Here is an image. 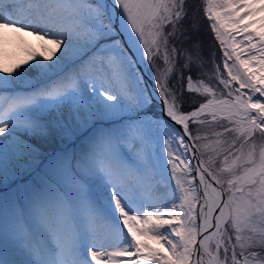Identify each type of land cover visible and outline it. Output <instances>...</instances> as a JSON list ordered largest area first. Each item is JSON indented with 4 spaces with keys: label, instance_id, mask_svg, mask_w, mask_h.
Returning <instances> with one entry per match:
<instances>
[{
    "label": "snow or ice",
    "instance_id": "obj_1",
    "mask_svg": "<svg viewBox=\"0 0 264 264\" xmlns=\"http://www.w3.org/2000/svg\"><path fill=\"white\" fill-rule=\"evenodd\" d=\"M185 4L0 0V30L40 49L0 64V186L30 177L0 193V264H264V17L253 19L264 0H203L223 69L213 53L203 72L194 45L178 97L168 80L180 53L169 42ZM141 64L153 66L159 118ZM201 89L211 98L182 112L183 92ZM189 122L223 130L201 145ZM201 148L216 156L201 159Z\"/></svg>",
    "mask_w": 264,
    "mask_h": 264
},
{
    "label": "rangeland",
    "instance_id": "obj_2",
    "mask_svg": "<svg viewBox=\"0 0 264 264\" xmlns=\"http://www.w3.org/2000/svg\"><path fill=\"white\" fill-rule=\"evenodd\" d=\"M185 10L187 12V15L184 17L182 21L179 22L177 25L178 31L176 33V37L170 38L169 42V51H171V48L173 45L177 48L178 52L180 53L175 61V67L174 71L172 74L169 76L168 80V85L170 90H174L177 94V96H180L182 84L179 79V74L180 71L183 68V61L186 55L188 54L189 51L193 52V55H195V49L194 45L199 44L200 45V52L202 53V60L204 61V66L202 71L207 72L211 74L212 71V58H213V53L215 54V61L217 64H219L221 70L223 69V64H222V51L219 45V42L215 40V35L212 33L211 28H210V22L207 20V17L203 13V0H186L185 4ZM172 28L171 25H168L166 28V31H170ZM251 31V29H249ZM237 39H240L238 36ZM26 57H19L17 56L16 58H4L3 56H0V64L7 65L11 67L14 64H17L24 60ZM156 63L163 68V62L162 59H157ZM231 63V61L229 62ZM255 71L256 69H252ZM149 71L152 73V77H154L155 73L153 72V66L149 65ZM138 76H140L137 73ZM193 75L194 77L198 76V70L196 69L195 66H193ZM224 76L226 78L227 73H224ZM210 86L213 87L214 90L217 92V98H224L226 97V93H223V86H220L217 84V81L215 79L209 80L207 76L202 77ZM145 86V84L143 85ZM236 85L233 84V87ZM247 91V90H243ZM203 89H201V93H188L187 91L183 92V98L181 101V111L182 112H187L190 110H193L198 106V102L204 101L208 98L211 97H206L202 95ZM150 112L152 115L155 117L159 118L162 116L160 110L158 109V106L156 103L153 101V104L150 107ZM201 119H208L210 120L211 117H204ZM221 124L226 123V121L221 120ZM197 129H199V134L201 136H206L207 139H203L201 141H198L196 143L204 145V144H209L214 142L217 137L213 135L214 131H222L223 129L219 127L218 124H209V125H196V124H191L190 125V131H192L193 135L197 133ZM235 134H226L223 137H219L222 141L226 142H231V140L234 138ZM256 141L257 143H260V137L259 134L256 136ZM215 146V145H214ZM60 147H63V145H60ZM220 147H227V143H224L220 145ZM45 153L51 151V148L49 146L45 145ZM77 150L79 149V142H77L76 145ZM72 148L69 147V151H71ZM201 153L200 155L201 159L207 161L209 156H216L214 152L211 150H205L204 148H201ZM190 157V156H189ZM191 159V158H190ZM223 159L222 156L216 158V164L215 165H210V167H214L216 169L219 168L220 166V161ZM192 163V161H191ZM43 167V165H41ZM192 167L194 169V166L192 164ZM35 175V173L33 174ZM193 176H195V172L193 171L192 173ZM30 177L25 176L23 180H17L14 183L8 185V186H0V193H7L11 188H15L16 185L24 183V181L29 180ZM194 183L198 184L197 180L194 181ZM174 187V184L172 185ZM162 187V186H161ZM224 187H227L225 184Z\"/></svg>",
    "mask_w": 264,
    "mask_h": 264
},
{
    "label": "bare ground",
    "instance_id": "obj_3",
    "mask_svg": "<svg viewBox=\"0 0 264 264\" xmlns=\"http://www.w3.org/2000/svg\"><path fill=\"white\" fill-rule=\"evenodd\" d=\"M256 7L258 8L259 5H256ZM261 17H264V13H259L257 16L253 17V19H256L259 21L261 19ZM259 27H260L259 24L254 26V28H259ZM253 30L254 29H251V31H253ZM18 35L19 34L12 33V32H5L3 30H0V56H3L4 58H6V57L7 58L8 57L9 58H16L17 56L26 57L24 49H25V47H27V45H31L35 51L39 52V50H40L38 47L39 42L36 41L35 37L24 36L23 39L27 42V44H21L20 40L18 39ZM57 55H59V53H57ZM140 66L149 75V77L151 79H153L152 75H150L149 66L144 67L143 64H141ZM146 87L148 88V91L152 93V96H154L152 86L150 84H148ZM225 98H227V96ZM153 101L155 102V99H153ZM204 117H206V116H202V117H200V119L204 118ZM191 124L192 123L189 122V125H191ZM197 182L199 183L198 180H197ZM166 194H167V189L162 186L160 188V195L164 196Z\"/></svg>",
    "mask_w": 264,
    "mask_h": 264
},
{
    "label": "water",
    "instance_id": "obj_4",
    "mask_svg": "<svg viewBox=\"0 0 264 264\" xmlns=\"http://www.w3.org/2000/svg\"><path fill=\"white\" fill-rule=\"evenodd\" d=\"M138 72H139L140 75L143 77L144 84H145L146 86H147L148 84H150V85L152 86V89H153V88H154V81H153V79H151V78L149 77V75L144 71V69H143L141 66H139ZM153 92H154L153 99H155V101H156V97L159 95V90L157 89L156 91H153ZM157 104H158V106H159V108H160V110H161V112H162V101L157 102ZM163 118H164L165 120H168L167 117H163ZM169 123H172V122L169 120ZM175 127H176L177 130L182 131V127H181V126L176 125ZM185 140L187 141L188 138L185 137ZM189 143H192V141H189ZM193 151H195V149H194ZM189 155H190V157H191L192 164H193V166H194V168H195V167H196V164H197V161H196L195 158H192L191 153H189ZM200 158H201V157H200Z\"/></svg>",
    "mask_w": 264,
    "mask_h": 264
}]
</instances>
